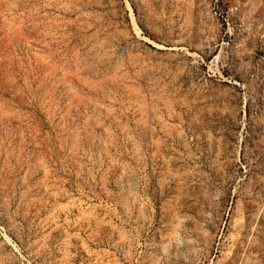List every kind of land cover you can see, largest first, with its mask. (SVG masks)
<instances>
[{
  "label": "rangeland",
  "instance_id": "obj_1",
  "mask_svg": "<svg viewBox=\"0 0 264 264\" xmlns=\"http://www.w3.org/2000/svg\"><path fill=\"white\" fill-rule=\"evenodd\" d=\"M0 264H264V0H0Z\"/></svg>",
  "mask_w": 264,
  "mask_h": 264
}]
</instances>
